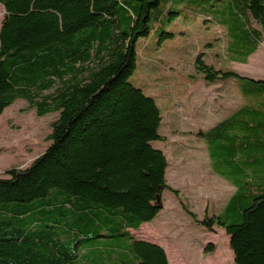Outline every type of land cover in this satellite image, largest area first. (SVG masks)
Wrapping results in <instances>:
<instances>
[{"label": "trees", "instance_id": "16d2710c", "mask_svg": "<svg viewBox=\"0 0 264 264\" xmlns=\"http://www.w3.org/2000/svg\"><path fill=\"white\" fill-rule=\"evenodd\" d=\"M161 1L0 0V114L20 98L38 116L58 112L45 150L0 176V264H168L132 233L160 212L163 190L176 192L152 146L159 108L128 81ZM226 2L241 18L223 22L241 53L232 60L246 64L263 41L252 24L264 27V0ZM194 63L207 82L235 79L246 99L199 132L211 169L235 187L220 214L204 202L200 223L224 229L235 264H264V78L213 71L202 54ZM51 189L61 194L46 201Z\"/></svg>", "mask_w": 264, "mask_h": 264}, {"label": "rangeland", "instance_id": "374dc122", "mask_svg": "<svg viewBox=\"0 0 264 264\" xmlns=\"http://www.w3.org/2000/svg\"><path fill=\"white\" fill-rule=\"evenodd\" d=\"M228 6L226 0H162L151 11L149 35L139 37L135 43L136 64L128 81L152 97L159 108L158 132L163 140L153 141L152 146L164 153L166 183L176 191L163 190L157 218L142 229L144 232L135 234L137 238L147 236L164 243L171 264H235L223 230L215 224L213 231H206L200 223L204 202H208L210 216L220 214L235 187L212 171L206 143L199 132L227 117L246 99L235 79L207 82L194 63L202 54L213 71L230 70L241 76L264 78V27L252 24L261 29L263 41L248 62L232 60L241 53L234 51L235 40L223 22L230 17L235 27L241 18L230 14ZM237 6L242 10L244 0H239ZM4 14L0 4V25ZM57 116L58 112L38 116L21 98L3 110L1 177H8L7 169L26 167L45 150ZM60 194L51 189L46 201ZM44 201L34 199L31 204ZM209 243L212 251H206Z\"/></svg>", "mask_w": 264, "mask_h": 264}, {"label": "crops", "instance_id": "0c3cea01", "mask_svg": "<svg viewBox=\"0 0 264 264\" xmlns=\"http://www.w3.org/2000/svg\"><path fill=\"white\" fill-rule=\"evenodd\" d=\"M236 110V109H235ZM224 119V118H223ZM221 121V120H220ZM219 122V121H218ZM216 124V123H215ZM211 127V126H210ZM213 171V170H212ZM217 175V174H216ZM228 183V182H227ZM230 184V183H229ZM231 185V184H230ZM232 186V185H231ZM217 215V214H216ZM157 216H158V214H157ZM157 216L155 217V218H157ZM155 218L152 220V221H149V222H144V223H142L141 224V226H140V228H139V230H137V231H132V233L136 236V237H138L135 233L136 232H144L142 229L145 227V226H149V225H152L153 224V222H154V220H155ZM218 228L220 229V230H223V232L225 233V231H224V229L222 228V227H219L218 226ZM222 228V229H221ZM212 231H213V228H212ZM211 234L212 235H215V233H213V232H211ZM226 233H225V235H224V237L226 238V244L227 245H229V237H228V235H227V237H226ZM212 236H209V238H211ZM140 238V237H139ZM140 239H143V240H145V241H148V242H151V243H155V244H157V245H159V246H161L162 248H163V250H164V252H165V254H166V258H167V261H168V264H171V262H170V260H169V257H168V254L166 253L167 251H166V249H165V247L163 246V245H165L164 243H162V242H160V241H158V240H153V239H151L150 237H147V236H145L144 238H140ZM211 240V239H210ZM211 242H214V241H211ZM216 245L218 244L217 242H214ZM219 245V244H218ZM230 249V248H229ZM232 252V251H231ZM233 256V255H232Z\"/></svg>", "mask_w": 264, "mask_h": 264}]
</instances>
